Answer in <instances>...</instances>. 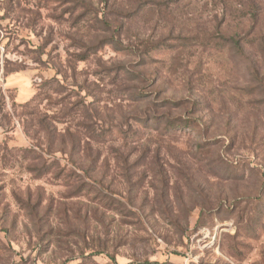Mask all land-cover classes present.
Returning <instances> with one entry per match:
<instances>
[{"label": "rangeland", "instance_id": "1", "mask_svg": "<svg viewBox=\"0 0 264 264\" xmlns=\"http://www.w3.org/2000/svg\"><path fill=\"white\" fill-rule=\"evenodd\" d=\"M0 264H264V0H0Z\"/></svg>", "mask_w": 264, "mask_h": 264}, {"label": "trees", "instance_id": "2", "mask_svg": "<svg viewBox=\"0 0 264 264\" xmlns=\"http://www.w3.org/2000/svg\"><path fill=\"white\" fill-rule=\"evenodd\" d=\"M234 44L236 45V47H238V49H241V48H242V45H241L242 42L239 41V39H238V40H234ZM34 98H35V95H34V97H32V98L28 101V105L31 104V103H29V102L34 101ZM26 104H27V103H26ZM169 124H172V123H169ZM184 126L187 127V128H190V127H191V125H190L189 123L185 124Z\"/></svg>", "mask_w": 264, "mask_h": 264}, {"label": "crops", "instance_id": "3", "mask_svg": "<svg viewBox=\"0 0 264 264\" xmlns=\"http://www.w3.org/2000/svg\"><path fill=\"white\" fill-rule=\"evenodd\" d=\"M32 97H33V96H31L30 98H32ZM30 98H29V99H30Z\"/></svg>", "mask_w": 264, "mask_h": 264}]
</instances>
